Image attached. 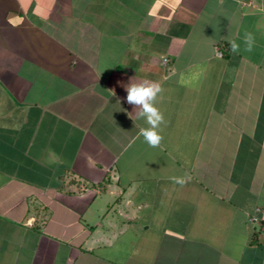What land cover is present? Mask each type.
<instances>
[{"label":"crops","instance_id":"obj_1","mask_svg":"<svg viewBox=\"0 0 264 264\" xmlns=\"http://www.w3.org/2000/svg\"><path fill=\"white\" fill-rule=\"evenodd\" d=\"M0 264H264V0H0Z\"/></svg>","mask_w":264,"mask_h":264},{"label":"clouds","instance_id":"obj_2","mask_svg":"<svg viewBox=\"0 0 264 264\" xmlns=\"http://www.w3.org/2000/svg\"><path fill=\"white\" fill-rule=\"evenodd\" d=\"M254 43V38L251 33H245L244 44L245 51H251ZM232 52L236 53L240 49V45L235 41H230ZM127 103L139 106L140 110L137 112V118H146L147 128H141L140 135L143 136L144 141L151 147H158L163 137L158 133L160 125L164 122L163 114L155 106L157 101V94L163 91L159 83H130L126 88ZM190 179V177H189ZM175 183L184 185L186 183L183 179L173 177Z\"/></svg>","mask_w":264,"mask_h":264},{"label":"built area","instance_id":"obj_3","mask_svg":"<svg viewBox=\"0 0 264 264\" xmlns=\"http://www.w3.org/2000/svg\"><path fill=\"white\" fill-rule=\"evenodd\" d=\"M163 61H165V58L163 59ZM256 218L254 217V216H251L250 218H249V221L250 222H252V221H254Z\"/></svg>","mask_w":264,"mask_h":264}]
</instances>
